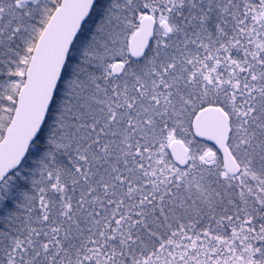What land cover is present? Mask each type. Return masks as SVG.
I'll return each instance as SVG.
<instances>
[{
  "label": "snow or ice",
  "instance_id": "6c2138e0",
  "mask_svg": "<svg viewBox=\"0 0 264 264\" xmlns=\"http://www.w3.org/2000/svg\"><path fill=\"white\" fill-rule=\"evenodd\" d=\"M0 264H264V0H0Z\"/></svg>",
  "mask_w": 264,
  "mask_h": 264
}]
</instances>
